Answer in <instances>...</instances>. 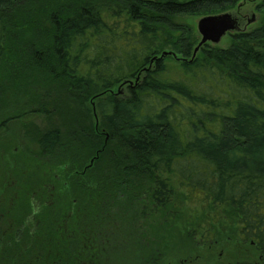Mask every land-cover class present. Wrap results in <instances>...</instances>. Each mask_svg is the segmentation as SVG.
<instances>
[{
  "label": "trees",
  "instance_id": "trees-1",
  "mask_svg": "<svg viewBox=\"0 0 264 264\" xmlns=\"http://www.w3.org/2000/svg\"><path fill=\"white\" fill-rule=\"evenodd\" d=\"M33 1L0 0V64L11 54L10 28L24 23L19 13ZM243 3L51 0L44 37L24 44L20 54L44 77L45 93L55 86L76 102L84 96L92 97L95 108L97 103L99 131L115 145L109 164L121 172L124 191L133 189L130 176H140L151 182L156 208L170 205L174 185L186 202L197 203L196 213L180 206L169 214L171 233L181 237L183 228L209 222L206 206L225 208L242 239L255 242L264 257V20L253 29L242 22L238 32L228 34L230 44H206L195 57L196 33L181 21L235 14ZM255 9L264 15V0ZM72 128L69 139L78 149L102 154L101 137L91 124L80 119ZM63 140L59 129H52L37 141L49 162L39 164L41 181L33 192L39 205L35 231L53 250L51 264H64V255L71 264L164 263L165 235L150 251L121 252L115 246L118 236L110 229L107 207L119 190L102 176L79 186L93 166L83 177L67 170L73 162ZM181 215L187 217L184 227Z\"/></svg>",
  "mask_w": 264,
  "mask_h": 264
},
{
  "label": "rangeland",
  "instance_id": "rangeland-1",
  "mask_svg": "<svg viewBox=\"0 0 264 264\" xmlns=\"http://www.w3.org/2000/svg\"><path fill=\"white\" fill-rule=\"evenodd\" d=\"M50 1L35 0L22 8L19 14L24 23L10 28L11 54L0 64V264H51L53 250L47 245L46 238H42L43 233L38 229L35 231L38 219L32 222L36 224L32 231L29 222L24 225V220L30 214V203L36 201L32 193L37 187L35 184L41 181L39 164L49 162L40 155L37 141L40 135L52 129H59L66 146L69 143L67 151V147L63 149L73 162L65 166L67 170L83 177L86 168L93 166L83 180H78L79 186L87 184L93 176H102L112 180L114 184L111 183V187L119 190L116 199L110 200L107 213L112 214L110 229L118 236L115 246L121 252L131 248L150 251V244L165 235L169 248L165 249L166 256L162 264H264L256 250L257 246L243 241L240 227L225 208L206 206L204 214L211 218L210 221L205 225L202 223L195 230L194 224V228L189 230L183 228V235L179 237L171 233L169 223L166 224L169 214L180 206H183V211L190 209L196 213L198 207L197 203L186 202L184 191L178 185L172 188L173 200L164 209L156 208L151 197V182L140 176H130L133 189L124 191V180L119 181L123 177L121 172H115L116 168L109 164L108 157L115 153V145L108 143V137L99 131L97 103L95 108L92 97L84 96H80L76 102L72 96L70 98L64 93H57L55 86H50L45 93L44 77L29 68L28 60L20 54L24 44L38 43L44 37V11ZM243 2L236 16L245 24L255 16V22L249 24L251 26L246 24L245 28L259 26L264 20L262 12L255 9L259 0ZM199 18L181 19L185 26L196 33L197 43L200 40L196 32ZM228 44L230 37L227 35L218 46L225 47ZM165 51H169V47ZM49 90L51 94L48 97ZM80 119L91 124L101 137L103 145L99 150L102 154L90 156L86 149H78L72 138L69 139L74 133L73 123ZM74 163L79 170L72 167ZM183 215L181 221L184 227L187 217ZM202 216L198 218L201 222ZM106 223L103 222V225ZM62 259L64 264L72 263L66 255Z\"/></svg>",
  "mask_w": 264,
  "mask_h": 264
},
{
  "label": "water",
  "instance_id": "water-1",
  "mask_svg": "<svg viewBox=\"0 0 264 264\" xmlns=\"http://www.w3.org/2000/svg\"><path fill=\"white\" fill-rule=\"evenodd\" d=\"M253 22H255V16H252L250 20H247L248 25ZM241 26L242 22L233 12L200 17L196 22V32L200 37V40L193 51V57H195L196 53L202 46L206 44L218 45L228 34L238 32Z\"/></svg>",
  "mask_w": 264,
  "mask_h": 264
},
{
  "label": "flooded vegetation",
  "instance_id": "flooded-vegetation-1",
  "mask_svg": "<svg viewBox=\"0 0 264 264\" xmlns=\"http://www.w3.org/2000/svg\"><path fill=\"white\" fill-rule=\"evenodd\" d=\"M241 22H242V20L239 18V17H237ZM244 22V21H243ZM247 22V21H246ZM57 177V176H56ZM33 195H36V193H33ZM33 200V199H32ZM31 212H30V214H28L27 215V217H26V219L24 220V225H25V222H29V224H30V226H31V231L33 230V228H34V226L36 225V224H32V222H34L35 221V219L37 218V215H35V210H36V207L37 206H39L38 204H37V200L36 201H32L31 203ZM244 241V240H243ZM249 241V240H248ZM244 242H247V241H244ZM250 243H251V245H253V246H256L255 245V242H253V241H249ZM256 250H257V248H256ZM260 256H261V258H263V260H264V257H262V255L260 254V253H258Z\"/></svg>",
  "mask_w": 264,
  "mask_h": 264
}]
</instances>
